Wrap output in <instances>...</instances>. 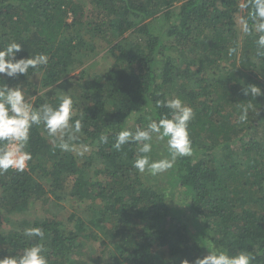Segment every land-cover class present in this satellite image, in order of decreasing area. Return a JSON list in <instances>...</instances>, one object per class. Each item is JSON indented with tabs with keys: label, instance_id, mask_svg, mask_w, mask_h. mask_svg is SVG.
<instances>
[{
	"label": "trees",
	"instance_id": "1",
	"mask_svg": "<svg viewBox=\"0 0 264 264\" xmlns=\"http://www.w3.org/2000/svg\"><path fill=\"white\" fill-rule=\"evenodd\" d=\"M246 3L0 0V48L15 41L17 59L49 56L47 67L0 86L22 87L35 106L71 95L83 125L68 152L33 126L26 170L0 174V259L37 242L23 235L35 226L45 232L48 264H191L208 246L264 264V57L257 34L239 28L238 18L251 23ZM102 43L113 64L90 75L84 59ZM249 85L262 94L244 95ZM174 97L195 112L193 155L161 175L141 174L132 167L140 145L118 152L115 134L159 120L170 110L154 112L156 101ZM242 104L252 105L244 123ZM152 143L153 160L169 156L166 139Z\"/></svg>",
	"mask_w": 264,
	"mask_h": 264
},
{
	"label": "clouds",
	"instance_id": "2",
	"mask_svg": "<svg viewBox=\"0 0 264 264\" xmlns=\"http://www.w3.org/2000/svg\"><path fill=\"white\" fill-rule=\"evenodd\" d=\"M242 7L250 8L249 23L243 21L242 30L245 34H257L255 44L258 57H264V0H248ZM23 50L20 43L12 41L0 48V78H17L27 75L29 69L35 73L41 66L47 67L49 56L44 53L29 55L27 58L17 59V54ZM236 48H229L231 56ZM257 97L262 94L255 85L244 88V95ZM160 108L169 109L168 114H162L159 120L152 119L145 128L137 127L135 131L124 128L115 134V143L112 147L121 151L124 145L137 144V157L132 167L139 173L147 172L151 176L161 175L172 169L178 158L193 155L192 140L189 131L191 121L195 119L194 109L179 97L157 100L153 111ZM251 104L241 105L239 121L247 122ZM76 109L71 95H62L58 105L45 102L35 106L25 96L20 86L10 87L4 83L0 86V174L9 169L23 172L32 160L28 150L30 133L33 126L43 125L47 135L53 138L54 146L61 151H73L72 144L82 132V122L74 119ZM166 139L168 157L158 160L151 158L153 139ZM108 135H100L101 143H108ZM23 235L37 242L24 247L21 253L14 256H5L0 264H48L47 247L44 241L45 232L41 227L25 228ZM208 254L203 258H196L191 264H252L254 256L247 251L229 254L225 250L208 246ZM182 264H190L188 260Z\"/></svg>",
	"mask_w": 264,
	"mask_h": 264
},
{
	"label": "rangeland",
	"instance_id": "3",
	"mask_svg": "<svg viewBox=\"0 0 264 264\" xmlns=\"http://www.w3.org/2000/svg\"><path fill=\"white\" fill-rule=\"evenodd\" d=\"M237 21H238L239 28L242 29L243 23L240 20V18H238ZM99 47L100 48L96 50V54L91 56V57H94L93 59L92 58L84 59L85 65L90 67V75L103 74V73L107 72L113 64L112 58L110 56H106L107 51L105 50V48H106L105 44L102 43L99 45ZM222 65L223 66L226 65V63L224 62ZM77 72H79V71H77ZM237 78L239 80L246 81L247 75L240 71L238 73ZM32 80H33V82L38 84V82L40 81V78L37 76L36 78H34ZM32 100H35V99L32 98ZM30 103H32V102H30ZM167 180L168 179H165L163 182H161L163 187H168ZM65 204L70 209L71 212L74 210L75 212L77 211L78 213H82V209L81 210L78 209L77 206H74L73 204H71L68 201V199L65 201ZM41 212H42V210H41V207H39V205L35 208H32L30 211L31 214L29 215L30 219H33L34 217H36L38 215V213H41Z\"/></svg>",
	"mask_w": 264,
	"mask_h": 264
}]
</instances>
